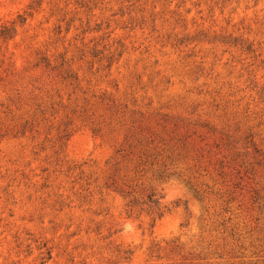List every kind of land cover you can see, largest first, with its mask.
<instances>
[{
    "label": "rangeland",
    "instance_id": "obj_1",
    "mask_svg": "<svg viewBox=\"0 0 264 264\" xmlns=\"http://www.w3.org/2000/svg\"><path fill=\"white\" fill-rule=\"evenodd\" d=\"M0 264H264V0H0Z\"/></svg>",
    "mask_w": 264,
    "mask_h": 264
},
{
    "label": "trees",
    "instance_id": "obj_2",
    "mask_svg": "<svg viewBox=\"0 0 264 264\" xmlns=\"http://www.w3.org/2000/svg\"><path fill=\"white\" fill-rule=\"evenodd\" d=\"M2 33H3V35H5V34H7V31L4 30ZM153 196H154V195H151V196L149 197V199L151 200L152 203H154L155 205H158V201H153V200H152V199H153Z\"/></svg>",
    "mask_w": 264,
    "mask_h": 264
}]
</instances>
